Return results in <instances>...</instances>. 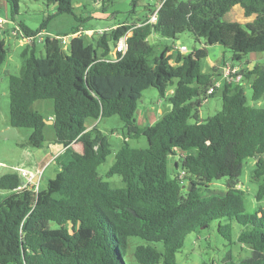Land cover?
Returning <instances> with one entry per match:
<instances>
[{
  "label": "trees",
  "instance_id": "obj_1",
  "mask_svg": "<svg viewBox=\"0 0 264 264\" xmlns=\"http://www.w3.org/2000/svg\"><path fill=\"white\" fill-rule=\"evenodd\" d=\"M0 1L8 3L14 21L22 0ZM27 1L44 2L51 12L36 31L17 23L26 35L35 36L57 16L78 19L74 0ZM156 2L149 0L143 16L130 26L103 31L90 42L79 34L64 50L61 41L45 37L44 57L24 46L19 73L8 77L9 124L30 129L28 145L41 148L44 121L49 119L33 105L51 100L54 141L63 151L53 159L57 171L43 190L20 188L18 174H0V190L9 192L0 201V264H127L131 237L147 242L134 249L137 264H177L185 238L221 218L227 223L217 226L218 234L232 244L235 223L240 228L235 241L251 255L239 261L228 256L220 264H264V208L247 212L245 192L235 186L245 161L254 159L255 200L264 199V107L259 105L264 99V66H241L251 89L250 103L241 85L233 90L224 85L221 110L201 119L199 107L216 93L207 95L214 74L201 73L206 49L187 55L175 51V56L163 49L156 55L149 41L154 35L174 40L188 32L206 46L225 47L232 53L231 62L240 63L247 54L264 53V0H166L156 23H147ZM236 5L245 18L254 19L227 21L226 14ZM80 27L56 36H71ZM127 32L126 53L118 62L108 61ZM6 57L0 41V68ZM148 88L161 98L171 89L172 108L154 124L139 126L138 102ZM112 116L123 123L125 136L105 176H119L121 187H112L97 171L112 153L97 124ZM90 121L97 124L88 129ZM140 137L147 147H130L128 140ZM171 157L173 176L168 171ZM179 168L186 172L183 179ZM224 178V194L200 193ZM183 180L192 184L189 192L182 188Z\"/></svg>",
  "mask_w": 264,
  "mask_h": 264
},
{
  "label": "rangeland",
  "instance_id": "obj_2",
  "mask_svg": "<svg viewBox=\"0 0 264 264\" xmlns=\"http://www.w3.org/2000/svg\"><path fill=\"white\" fill-rule=\"evenodd\" d=\"M149 0H74V15H61L51 19L46 27L45 33H42L41 38H54L56 35H63L71 30L72 27L80 25V29L86 30L90 33H84L86 42L92 40V36H97L96 31L102 29L103 31H113L117 26L124 24L130 26L133 22L141 18L145 12L144 7ZM240 6H236L225 19L230 22L242 23L243 16L240 15ZM51 10L47 9L44 2H30L22 0L19 3V11L13 16L11 21L10 7L5 1H0V15L3 16L7 22L3 28L0 29V41H4L7 49V57L0 68V174L15 173L18 174L23 183L25 178L21 177L20 171L24 170L27 173L38 171L40 175L37 182V187L41 190L46 188L47 182L53 179L57 171L56 165L52 161V156L55 155L59 148V144L54 140V130L51 124H46L44 128V144L41 148H33L28 145V139L32 131L30 129H16L9 124V96H8V77L16 75L22 65V58L20 56L25 44H21L18 37L11 34L13 22L22 23L24 26L32 31H36L45 19L46 15ZM68 36H66L67 38ZM60 43V40H58ZM150 43L155 48V54H159L163 49H171L175 46V50L171 54L175 56V51L180 46H185V55L194 50L204 48L207 51V57L201 60V73L214 74V64L221 65L222 60L231 62L232 53L220 45L206 46L203 39L196 40L190 33L185 32L178 36L177 39H164L158 36H151ZM179 41V42H178ZM34 48L36 57H44L45 52L43 43L39 42V37L35 42L29 44ZM65 50V49H64ZM262 55L263 57H260ZM253 58H260L259 62L264 66V53H250L243 57L242 62L236 63L244 66L247 60ZM151 64V60H149ZM174 65V60H171ZM243 64V65H242ZM244 67H241L243 69ZM216 73V72H215ZM219 76L213 75V81L219 80ZM221 81V80H219ZM244 81V80H243ZM222 82V81H221ZM244 94L247 97L248 103L251 101V89L247 82L241 85ZM232 88L231 90H233ZM220 90H218L213 97L203 101L199 107V118L206 119L216 112L221 110ZM161 104V97L154 88H148L142 92V97L138 102V109H157ZM259 105L264 107V99L259 102ZM35 111L40 112L45 118H49L53 114V102L51 100H39L33 105ZM171 107H169V110ZM98 129L107 136L112 153L106 158V161L101 164L97 171L99 175L110 183L112 187H121V179L119 176H112L106 178L105 174L109 167L113 164L114 154L117 149L123 144V137L125 130L123 123L118 116L104 118L99 122ZM128 144L132 148H146L147 141L144 137L139 139H129ZM175 158H170L168 163V171L170 176L174 174ZM254 159H248L243 165L242 173L239 179L235 182V186L245 192V209L247 212H253L258 207L264 208V199L260 202L255 200V193L257 183L252 179L254 171ZM179 173L181 168L178 169ZM187 180H183V189L188 185ZM226 179H221L209 184L208 188H201L200 193L203 196L211 194L222 195L226 191ZM9 192L0 190V201ZM227 220L221 218L211 221L206 228H202L197 232L189 234L184 241L181 250L176 254L177 264H201L203 261L212 264H220L223 259L228 256L233 261H239L251 255V251L240 244L236 243V234L240 228L233 223L232 234L233 243L228 244L217 232L219 224H225ZM147 245L144 240L131 237L129 238V249L127 253V264H137L133 258V252L136 246ZM155 247L162 251L160 243L155 244Z\"/></svg>",
  "mask_w": 264,
  "mask_h": 264
},
{
  "label": "built area",
  "instance_id": "obj_3",
  "mask_svg": "<svg viewBox=\"0 0 264 264\" xmlns=\"http://www.w3.org/2000/svg\"><path fill=\"white\" fill-rule=\"evenodd\" d=\"M166 0H157L156 5H155V9L153 11V13L149 16V19L147 20V23H151V24H155L157 21V13L159 11V9L161 8V6L163 5V3ZM9 21H6V19L0 15V29L3 28L4 24H6ZM11 34L13 36L18 37L19 41L21 44H25L29 45L32 44L33 42H35V39L37 38V36L39 37V42H42L44 40V38H41L40 36H42V33L39 32L38 34H36L35 36H29L26 35L22 29L19 27V25L15 22H13V26L11 28ZM97 33H102L103 30L102 29H98L96 31ZM84 33H90L86 30H80V32H77L71 36L66 37H60V36H56L52 39H56V40H60L62 43L63 48L65 49L68 46V42H69V38H72L74 36H77L79 34H83ZM130 35L129 32H127L125 35L121 36L115 46L112 48V51L110 52L108 61L110 62H118L126 53L127 51V37ZM178 52H180L181 54H184V52H186V48L184 46H180L177 50ZM219 70V69H218ZM220 74H221V81L219 80H214L212 85L208 88L207 90V95H210L214 92H217L218 90H220L224 85H229L231 86L230 90L236 86H240L243 84V75L241 73V66H239L236 63H232V62H228L225 63L219 70ZM20 175L21 177L25 178V183L22 184V186L20 188H25L28 185H30L31 187L34 186L35 189H37L38 185L37 182L39 180L40 175H34L32 173H27L26 171L22 170L20 171ZM186 175L185 171H180L179 173V178L183 179Z\"/></svg>",
  "mask_w": 264,
  "mask_h": 264
},
{
  "label": "crops",
  "instance_id": "obj_4",
  "mask_svg": "<svg viewBox=\"0 0 264 264\" xmlns=\"http://www.w3.org/2000/svg\"><path fill=\"white\" fill-rule=\"evenodd\" d=\"M238 6V5H236ZM234 6L227 14L226 16L231 12L233 11V9H235ZM240 15L243 16V21L242 23H246V22H251L253 19H254V16H251V17H248V18H245L244 15H243V10L242 8H240ZM225 16V17H226ZM45 30L46 29H43L41 31V33H45ZM179 42V41H178ZM184 46V45H183ZM185 47V46H184ZM175 50V46L174 47H171L169 53H172L173 51ZM260 54V53H259ZM260 57H263L262 55H260ZM259 59L260 58H253V59H250V60H247L245 62V65L244 67L248 68V69H251L253 68L255 65H262L260 62H259ZM225 63H228V61H224L222 60V64L221 65H217V64H214V70H216L214 72V76H219V80H221V74L219 72L220 68L225 64ZM241 65V64H240ZM239 65V66H240ZM243 65V64H242ZM263 66V65H262ZM219 69V70H218ZM172 94V90H168L167 94L165 95L164 98H161V102L163 104H161L157 109H152V110H148V109H138L137 111V115H136V119H137V124L139 126H147V125H152L154 124L156 121H158L161 117H163L164 115H166L170 110H169V107L172 108L170 102H169V97L171 96ZM49 120H53V117L52 115L48 118ZM97 122L96 121H90L88 122V129L93 127L94 125H96ZM52 125V124H51ZM98 125H99V122L97 124V128H98ZM101 131V130H100ZM102 132V131H101ZM103 133V132H102ZM124 139V137H123ZM76 149H80L79 146H75ZM63 151V148L59 145V148L58 150L56 151L55 155H53L51 158H52V161L53 159L58 155L60 154L61 152ZM175 163V162H174ZM38 171H35V172H31L32 174L34 175H37L39 173H37Z\"/></svg>",
  "mask_w": 264,
  "mask_h": 264
},
{
  "label": "water",
  "instance_id": "obj_5",
  "mask_svg": "<svg viewBox=\"0 0 264 264\" xmlns=\"http://www.w3.org/2000/svg\"><path fill=\"white\" fill-rule=\"evenodd\" d=\"M70 39V38H69ZM46 124H52L53 123V121L52 120H48V121H44ZM191 187H192V184L191 183H188V185H187V188H186V190H187V192H189L190 190H191ZM183 188V187H182ZM130 212L134 215V216H136V214H135V212L134 211H132V210H130Z\"/></svg>",
  "mask_w": 264,
  "mask_h": 264
}]
</instances>
